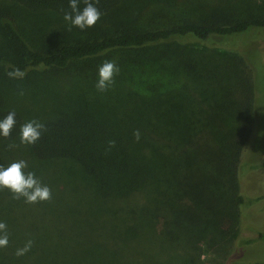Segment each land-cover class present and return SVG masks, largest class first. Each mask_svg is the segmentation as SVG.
<instances>
[{"label":"trees","instance_id":"trees-1","mask_svg":"<svg viewBox=\"0 0 264 264\" xmlns=\"http://www.w3.org/2000/svg\"><path fill=\"white\" fill-rule=\"evenodd\" d=\"M197 1L91 0L102 14L96 25L105 28L84 38L80 34L89 28L63 19L70 0H0V119L16 113L10 137L0 135V166L25 160L24 171L34 172L52 194L28 204L0 188V222L9 237L0 264H127L119 261L121 252L144 235L146 241H207L220 252L235 235L240 208L245 214L246 206L264 201V194L246 201L238 184L254 124L253 74L242 56L219 54L213 45L215 38L226 42L264 29V0H216V10L244 5L238 17L218 22L190 17ZM78 6L82 10L85 0ZM159 15L180 19L147 28ZM55 23L73 34L48 51L31 47L19 31V25L51 29ZM101 58L115 60L120 69L107 91H54L53 82L74 63ZM14 69L25 76L10 78ZM90 69L82 68L77 81H97L98 70ZM222 74L225 83L218 89ZM179 78L184 80L177 90ZM162 86L165 95L132 91ZM32 119L46 130L34 145H23L20 126ZM110 140L115 147L109 148ZM12 143L18 147L9 149ZM255 168L264 178V158ZM226 220L231 229L225 233ZM247 229V244L264 243V229ZM28 240L31 249L16 256ZM196 252L177 250L165 264H194Z\"/></svg>","mask_w":264,"mask_h":264},{"label":"rangeland","instance_id":"rangeland-1","mask_svg":"<svg viewBox=\"0 0 264 264\" xmlns=\"http://www.w3.org/2000/svg\"><path fill=\"white\" fill-rule=\"evenodd\" d=\"M259 2L260 0H254ZM200 5H195V8L190 11V17L193 19H204L206 22L221 21L223 18H235L243 13V3H238L237 6H230L224 10H216L215 5L218 3L216 0H198ZM186 11L188 8L184 7ZM185 11V12H186ZM180 18H172L171 15H159L155 16L151 22L147 23V28L162 27L159 25L163 21H173ZM54 24V22H52ZM54 27L58 29L48 27H20V34L27 40L31 47L39 51H48L57 44V42L66 41L62 37H67L73 34L72 30L67 28H60L58 23H55ZM61 23V27H62ZM135 26V25H133ZM169 26V25H167ZM136 27V26H135ZM98 28H103L101 25H95L89 28V31L80 34L84 38H92L98 36ZM62 31L64 36L59 35L58 32ZM109 32V31H107ZM226 42L215 38L213 39V45H217L216 48L219 54L223 53H236L243 57L246 63L249 65L253 74V88H254V124L252 134L244 146L241 156V165L243 166L240 175L238 176V184L240 192L246 197V201L249 198L261 196L264 194V178L262 172L255 167L261 163L264 158V29H250L247 32L234 36ZM202 46H198V49H202ZM107 58L93 61L92 63H74L70 68L60 74V78L54 81V91L59 94L61 88H68L70 94L75 88L93 87L95 88L96 80L82 79L77 81V73L83 70H98ZM143 68H147L144 65L149 63L140 62ZM87 65V66H86ZM86 66V67H85ZM157 67V65H155ZM226 76L222 74L217 84V88L221 89V85L225 82ZM75 80V81H73ZM183 78H179L177 82V90L181 87ZM74 82V83H71ZM150 80H148L149 82ZM151 83V87H152ZM164 87V86H162ZM165 87L158 91L149 90V88H133V92L137 94H145L146 96H152L154 92L158 94L165 93ZM66 91V90H65ZM182 92V91H180ZM220 92V91H219ZM197 94V93H196ZM221 95V92L218 93ZM165 95V94H162ZM193 96V95H192ZM193 102L200 101V98L192 97ZM190 100V99H189ZM31 106H28L30 110ZM27 109V108H26ZM264 206V201L258 202L255 205L246 206L248 211L242 213V207L240 208L241 216L234 232L235 235L231 241L224 244L220 252H217L215 248L209 247L207 241H201L194 243L192 239H188L184 236H178L173 239L168 237L154 238L159 243L160 247H152V242L148 243V235L141 236L133 242H129L127 248L121 252L122 257L119 261L124 260L127 264H165L173 261L176 257L177 250L193 249L196 248V260L194 264H248L252 262H264V243L257 242L254 244H247L246 241L252 237V232L248 228L254 227L264 229V210L261 208ZM223 232H227L231 229V223L229 220L224 222ZM228 238V234L225 235ZM146 241V242H145ZM220 245H222L220 243ZM182 253L180 251L178 255Z\"/></svg>","mask_w":264,"mask_h":264},{"label":"clouds","instance_id":"clouds-1","mask_svg":"<svg viewBox=\"0 0 264 264\" xmlns=\"http://www.w3.org/2000/svg\"><path fill=\"white\" fill-rule=\"evenodd\" d=\"M98 3V0H97ZM70 12L64 14L63 19L71 26L77 27L80 30H85L96 25L101 18V12L91 2L85 0V7L81 10L78 6V0H70ZM71 30V29H69ZM120 71L115 60H106L98 68V80L96 89L99 92H105L109 86L114 83V77ZM10 78L22 79L25 72L20 69H14L8 72ZM23 94V93H21ZM16 113L12 111L3 119H0V135L7 138L10 137L12 130L16 124ZM44 124L32 119L23 123L19 130L20 143L23 145H34L45 131ZM137 140L140 139L139 131L134 133ZM114 140L108 141L109 148L115 147ZM18 147L15 143L9 144L8 148L13 149ZM28 167L25 160L12 162L9 166H0V188H7L13 194L14 199L23 198L25 203L36 204L39 202L48 201L51 199V189L43 185L36 177L34 172L24 170ZM9 243V237L6 230V224L0 222V248L6 247ZM33 241L28 240L24 247L17 249L16 256L25 255L32 247Z\"/></svg>","mask_w":264,"mask_h":264}]
</instances>
